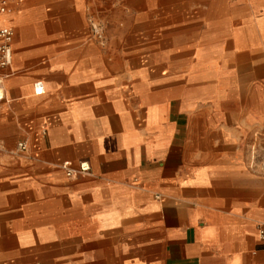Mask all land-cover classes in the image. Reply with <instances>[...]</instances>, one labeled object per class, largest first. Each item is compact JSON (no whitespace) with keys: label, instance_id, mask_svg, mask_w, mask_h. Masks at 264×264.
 Listing matches in <instances>:
<instances>
[{"label":"crops","instance_id":"1","mask_svg":"<svg viewBox=\"0 0 264 264\" xmlns=\"http://www.w3.org/2000/svg\"><path fill=\"white\" fill-rule=\"evenodd\" d=\"M0 25V264H264V0H12ZM226 35L232 63L157 62Z\"/></svg>","mask_w":264,"mask_h":264},{"label":"rangeland","instance_id":"2","mask_svg":"<svg viewBox=\"0 0 264 264\" xmlns=\"http://www.w3.org/2000/svg\"><path fill=\"white\" fill-rule=\"evenodd\" d=\"M97 23V22H95ZM213 23V22H211ZM214 23H220L214 21ZM99 24V23H97ZM243 21H232V22H225V28L227 31L230 33L232 30L231 28H238L242 26ZM100 25V24H99ZM104 28V27H103ZM224 38V44L221 47L220 44L221 39ZM235 37L233 35H226L224 37L221 36H211V44L208 46L209 49L207 51H204L203 48H198L192 52V54L187 55L186 57L180 58L178 60L177 57L173 58L174 55H186V53L182 52H170L169 46H163V49L161 51H157V62L158 60H163L165 61L166 64H171V66H179L177 67L178 75L181 77H187L191 76L192 74L189 73L191 71V65L194 66V71H195V66L198 64H202L203 62L210 63L212 65V61H216L217 56L221 57L223 61H227V63H232V60H234V55L236 52L231 49L230 45L235 48L233 45L232 41ZM240 40L242 41L243 44H249V37L248 36H240ZM179 40V43L177 45L178 48H181L184 44V37H177ZM201 39V37H195L196 43H198V40ZM106 40V36L104 35V41ZM101 43L100 41H98ZM231 42V43H230ZM228 69V68H227ZM174 70V68H173ZM176 70V69H175ZM198 70H201V68H198ZM214 68H209L210 75L212 72H214ZM227 71V70H226Z\"/></svg>","mask_w":264,"mask_h":264},{"label":"built area","instance_id":"3","mask_svg":"<svg viewBox=\"0 0 264 264\" xmlns=\"http://www.w3.org/2000/svg\"><path fill=\"white\" fill-rule=\"evenodd\" d=\"M12 0H0V16H5L9 11V6ZM91 30L94 37L101 43L104 41V28L95 23L91 22ZM15 39V32L13 29L7 26L0 25V67L7 68L13 63V43ZM36 93L41 95L44 87L42 83L36 84ZM46 134V133H44ZM21 151L27 150L25 143H20L18 147ZM62 169L66 172L68 177H73L81 173H89L90 166L84 162L79 165L78 168L73 167L71 163H65L62 165ZM260 240L264 245V225L260 228Z\"/></svg>","mask_w":264,"mask_h":264},{"label":"bare ground","instance_id":"4","mask_svg":"<svg viewBox=\"0 0 264 264\" xmlns=\"http://www.w3.org/2000/svg\"><path fill=\"white\" fill-rule=\"evenodd\" d=\"M247 32V31H246Z\"/></svg>","mask_w":264,"mask_h":264}]
</instances>
